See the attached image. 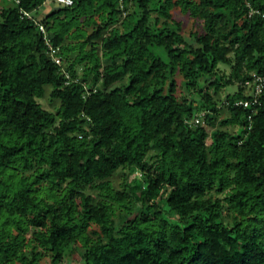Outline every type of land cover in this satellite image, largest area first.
I'll return each instance as SVG.
<instances>
[{
  "label": "trees",
  "instance_id": "obj_1",
  "mask_svg": "<svg viewBox=\"0 0 264 264\" xmlns=\"http://www.w3.org/2000/svg\"><path fill=\"white\" fill-rule=\"evenodd\" d=\"M11 1L0 264H264V88L234 105L264 71V0H72L39 20L45 0ZM175 7L202 31L182 35ZM78 16L90 32L73 29Z\"/></svg>",
  "mask_w": 264,
  "mask_h": 264
},
{
  "label": "rangeland",
  "instance_id": "obj_2",
  "mask_svg": "<svg viewBox=\"0 0 264 264\" xmlns=\"http://www.w3.org/2000/svg\"><path fill=\"white\" fill-rule=\"evenodd\" d=\"M153 2H156V0H150V4H153ZM11 5L12 1L11 0H0V8L3 5ZM61 6V4H58L55 0H45V2L39 7L38 11L36 13H34V15L36 16V18L39 20L41 19L43 16H45L46 14H48L52 9ZM172 15L173 18L176 21H179L181 23V30L180 33L182 35H188V33L192 30H197V31H202V24L200 23L199 20H195L191 17L190 14L182 12L179 8L175 7L172 9ZM81 17H77L73 19L72 24L73 29H77L79 32H90L92 27L91 26H81ZM69 42L71 43V45L75 44V39H69ZM86 48H88V46H86ZM97 54L100 56L101 55V48L100 45L97 44ZM219 66L221 67L222 71H224V73L227 75L230 71V68L226 65L223 64H219ZM79 66H77L78 68ZM80 72V70H78V73ZM236 85L235 84H231L228 86L223 87L220 92L218 97L223 100L225 95L227 93H232L236 90ZM50 88L46 87L45 89V94L44 96L40 99L41 103L43 104L44 107L50 109V110H55V106L58 104L57 100L54 101H50L49 97H48V92H49ZM178 90L180 91L181 88L179 87ZM227 114L226 110L223 108L220 112V116L219 118H222L223 116H225ZM218 122V121H217ZM227 128L229 130H233L234 126L232 125H228ZM110 181L113 185L114 188H120L122 185V181H123V176L122 173L120 171H118L117 173H115L111 178ZM48 261L42 260L39 264H48ZM66 264H77V259L76 256L72 259L66 260L65 261Z\"/></svg>",
  "mask_w": 264,
  "mask_h": 264
},
{
  "label": "built area",
  "instance_id": "obj_3",
  "mask_svg": "<svg viewBox=\"0 0 264 264\" xmlns=\"http://www.w3.org/2000/svg\"><path fill=\"white\" fill-rule=\"evenodd\" d=\"M55 1L58 4L65 5V6L71 5L73 2L72 0H55ZM35 24L37 25L39 31L43 35V39L46 45V53L51 58V60L60 67V70L65 74V77L68 80H71L70 74L62 66V60L58 56V52H57L58 49L51 44L49 37L47 36L44 25L38 21H35ZM244 85L247 88L246 91L249 93V95H252V96L249 99H240L238 101H235L234 105L248 106L251 104H257L259 101L258 96L260 95V93L263 91V88H264V71L260 73L252 72L251 76L244 81ZM195 121H198V120L195 119Z\"/></svg>",
  "mask_w": 264,
  "mask_h": 264
}]
</instances>
